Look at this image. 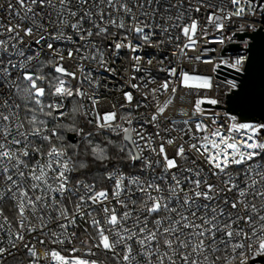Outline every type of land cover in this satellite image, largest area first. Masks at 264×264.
<instances>
[{
	"label": "snow or ice",
	"instance_id": "1",
	"mask_svg": "<svg viewBox=\"0 0 264 264\" xmlns=\"http://www.w3.org/2000/svg\"><path fill=\"white\" fill-rule=\"evenodd\" d=\"M259 36L264 0H0V264L264 256V92L215 76Z\"/></svg>",
	"mask_w": 264,
	"mask_h": 264
},
{
	"label": "water",
	"instance_id": "2",
	"mask_svg": "<svg viewBox=\"0 0 264 264\" xmlns=\"http://www.w3.org/2000/svg\"><path fill=\"white\" fill-rule=\"evenodd\" d=\"M249 39V49H244L241 43L236 44H226V48L229 50V54H245L248 53L249 62H246L245 71L242 75L236 73L234 70L222 67L227 71H230L234 74L240 76V80L245 81L247 86L257 91L264 92V36H259L255 40ZM217 73L230 77L232 79L237 78L231 74H228L224 71L218 70ZM215 76L222 80H228L221 76L215 74ZM257 115L264 116V107L257 109ZM254 262H261L264 264V256L258 255L257 258L250 260L249 264Z\"/></svg>",
	"mask_w": 264,
	"mask_h": 264
},
{
	"label": "built area",
	"instance_id": "3",
	"mask_svg": "<svg viewBox=\"0 0 264 264\" xmlns=\"http://www.w3.org/2000/svg\"><path fill=\"white\" fill-rule=\"evenodd\" d=\"M236 43H240V42L237 41ZM236 43H228V44H236ZM210 47H218V46H216V45H210ZM210 55H212V54L210 53ZM242 55H248V53H245V54H229L228 57H231L232 59H234V58H236V57H238V56H242ZM226 58H227V57H226ZM245 64H246V63H245ZM220 70H221V71H224V72H226V73H228V74H231V75H233V76H236V77L240 78L239 75L234 74V73H232V72H230V71H227V70L222 69V68H221ZM209 74H211V73L209 72ZM216 75L221 76V77H223V78H226V79H228V80H231V79H232V78L227 77V76H225V75H222V74H220V73H216ZM216 78H217V77H216ZM217 80H219V81H224V80L219 79V78H217ZM257 257H258V254H257V253H252L251 256H250V258H249V263H250V260L255 259V258H257ZM253 264H263V263H261V262H254Z\"/></svg>",
	"mask_w": 264,
	"mask_h": 264
}]
</instances>
